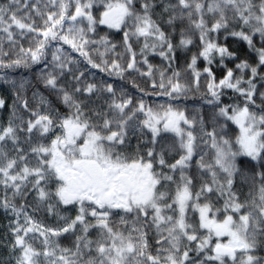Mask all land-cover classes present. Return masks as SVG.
I'll return each instance as SVG.
<instances>
[{
	"label": "snow or ice",
	"instance_id": "obj_1",
	"mask_svg": "<svg viewBox=\"0 0 264 264\" xmlns=\"http://www.w3.org/2000/svg\"><path fill=\"white\" fill-rule=\"evenodd\" d=\"M0 84V264H264V0H0Z\"/></svg>",
	"mask_w": 264,
	"mask_h": 264
},
{
	"label": "rangeland",
	"instance_id": "obj_2",
	"mask_svg": "<svg viewBox=\"0 0 264 264\" xmlns=\"http://www.w3.org/2000/svg\"><path fill=\"white\" fill-rule=\"evenodd\" d=\"M0 87H2V84H0ZM0 118H4L3 116V109H0ZM2 189H0V193H2ZM8 214L5 213L3 208H0V259L6 257L8 255V251L6 247H4L5 244V238H4V232L5 228L4 225L8 222Z\"/></svg>",
	"mask_w": 264,
	"mask_h": 264
},
{
	"label": "trees",
	"instance_id": "obj_3",
	"mask_svg": "<svg viewBox=\"0 0 264 264\" xmlns=\"http://www.w3.org/2000/svg\"><path fill=\"white\" fill-rule=\"evenodd\" d=\"M113 31H115V30H113ZM257 39H258V38H257ZM229 44H233V41H232V40H229ZM234 47L237 48V49H240V48H241V44H235ZM242 47H243V48H247V45L244 44V45H242ZM190 54H191V53H189V55H190ZM153 63H157V64H158V63H159V58L157 57L155 60H153ZM235 63H236V61H232V64H235ZM230 66H231V65H230ZM189 95H191V94H189ZM9 102H11V101H9ZM188 107L191 108L192 105L189 104ZM3 116H4V118H6V116H7V110H4V109H3ZM232 128H235V126L233 125ZM133 144H135V141H133ZM221 203H222V202H221ZM93 236H95V233H93ZM72 239H73L72 237H68V238L65 239V240H61L60 243H61L62 246H69V242H70Z\"/></svg>",
	"mask_w": 264,
	"mask_h": 264
}]
</instances>
